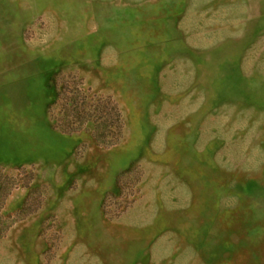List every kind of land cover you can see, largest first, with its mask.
<instances>
[{
    "label": "rangeland",
    "instance_id": "374dc122",
    "mask_svg": "<svg viewBox=\"0 0 264 264\" xmlns=\"http://www.w3.org/2000/svg\"><path fill=\"white\" fill-rule=\"evenodd\" d=\"M0 264H264V0H0Z\"/></svg>",
    "mask_w": 264,
    "mask_h": 264
},
{
    "label": "trees",
    "instance_id": "16d2710c",
    "mask_svg": "<svg viewBox=\"0 0 264 264\" xmlns=\"http://www.w3.org/2000/svg\"><path fill=\"white\" fill-rule=\"evenodd\" d=\"M53 92L48 108L59 104L57 115L52 117L55 127L66 132L75 131L87 121L94 125L92 134L96 140L106 143L117 140L121 120L116 106L109 99L88 97L77 89L65 98V91L57 89L56 84L53 85Z\"/></svg>",
    "mask_w": 264,
    "mask_h": 264
}]
</instances>
